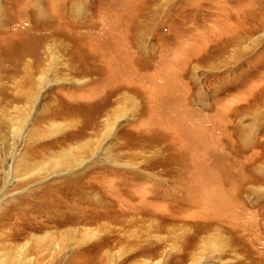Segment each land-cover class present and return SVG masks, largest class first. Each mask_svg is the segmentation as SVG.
Instances as JSON below:
<instances>
[{
	"label": "rangeland",
	"instance_id": "374dc122",
	"mask_svg": "<svg viewBox=\"0 0 264 264\" xmlns=\"http://www.w3.org/2000/svg\"><path fill=\"white\" fill-rule=\"evenodd\" d=\"M0 85V264H264V0H0Z\"/></svg>",
	"mask_w": 264,
	"mask_h": 264
},
{
	"label": "bare ground",
	"instance_id": "6f19581e",
	"mask_svg": "<svg viewBox=\"0 0 264 264\" xmlns=\"http://www.w3.org/2000/svg\"><path fill=\"white\" fill-rule=\"evenodd\" d=\"M21 53V52H20ZM19 53V55H21ZM26 54V53H25ZM22 56H23V54H22ZM5 59V58H4ZM23 60H24V58H23ZM26 64V63H25ZM29 64V63H28ZM25 66V65H24ZM27 67H28V65H27ZM21 70H23V69H21ZM33 70V69H32ZM32 75L33 74H31V73H29L28 71H22V78L24 79V81H23V84L22 85H20V87L19 86H17V85H14V87L16 88V94L15 95H13V94H10L8 97L12 100V101H15V100H17V99H20V98H24V97H27V96H29L30 95V93L28 92V89L29 88H31V85H33L30 81L32 80ZM30 84V85H29ZM1 86V85H0ZM17 86V87H16ZM24 86H26V88L24 87ZM28 86H29V88H28ZM24 88V89H23ZM32 94V93H31ZM203 174V173H202ZM204 178V177H203ZM214 182L215 181H213V183H211V184H208V186L206 187V190L207 191H210V195L209 196H212V194H211V191H212V189H215V184H214ZM217 194V193H216ZM208 196V195H207ZM217 196H218V194H217ZM217 198V197H216ZM219 200H221V203H223V201H222V197L219 199ZM213 202H214V200H213ZM263 224V223H262ZM261 224V225H262ZM264 225V224H263ZM262 225V226H263ZM105 229H103L102 228V231L105 233V231H104ZM107 230V229H106ZM109 230V229H108ZM108 232L109 231H107L105 234L107 235V236H104V234H103V238H105L104 240H103V242L101 243V244H103V245H106V243L108 244L110 241H112V240H110L109 238H110V235L108 234ZM109 235V236H108ZM101 241V240H100ZM233 241V240H232ZM235 241V240H234ZM127 242V241H126ZM224 242H226V241H224ZM117 243H119V240H117L116 241V243L114 242V244L112 245V246H115V244H117ZM226 245L225 246H227V247H232V243L231 242H229V241H227L226 243H225ZM238 244V243H237ZM94 246V245H93ZM109 246V245H108ZM96 247V246H95ZM94 247V248H95ZM94 248H91V247H85V249H84V251L83 252H86V253H91V254H93L94 256L93 257H90V258H88L85 262H84V264H99V263H101V262H104V260H108V261H110L111 259L109 258V254H101V253H98V251H95V250H97V249H94ZM101 248H103V246H98V249H101ZM234 248V247H233ZM150 249H153L151 246H149V245H147V248H146V251H150ZM156 250V249H155ZM143 251V250H142ZM108 252V251H107ZM106 252V253H107ZM151 253V252H150ZM152 254V253H151ZM153 255H154V253H153ZM156 256V255H155ZM107 262V261H106ZM112 262V261H111ZM259 264V263H258Z\"/></svg>",
	"mask_w": 264,
	"mask_h": 264
}]
</instances>
